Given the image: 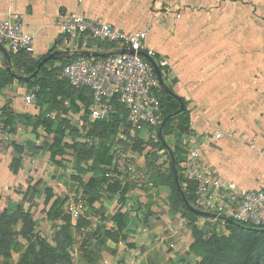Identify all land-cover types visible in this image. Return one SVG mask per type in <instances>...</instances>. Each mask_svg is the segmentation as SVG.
<instances>
[{
  "label": "crops",
  "instance_id": "obj_1",
  "mask_svg": "<svg viewBox=\"0 0 264 264\" xmlns=\"http://www.w3.org/2000/svg\"><path fill=\"white\" fill-rule=\"evenodd\" d=\"M69 12L102 18L126 32L148 29L145 49L156 60L169 62L176 79L172 88L188 103L192 133L204 140L203 164L239 188L264 186V0H0V20L21 18L25 30L35 36V51L29 55L36 59L52 50L61 57L55 60L74 59L64 55L78 50L76 42H70L57 26L59 16ZM111 50L120 49L100 51ZM23 89L15 81L0 90V122L13 117L10 127L0 129V213L8 212L11 203L20 202L29 186L36 185L43 163H50L52 173L45 185L52 197L46 203L45 189V205L51 202L53 207L58 200L68 206L74 200L65 192L67 183L53 176L55 169L65 175V155L71 149L65 148V154L56 159L59 163L54 162L51 136L42 125L37 126L41 107L26 104ZM216 130L224 136L214 138ZM15 144L23 147L17 173L12 169L18 156ZM131 193L130 188L128 203L117 209L119 201L114 198L119 194H109L105 188L93 203L95 219L100 215L102 221L114 222L116 214L124 215L126 238L106 240L105 258L112 264H146L154 250L169 254L162 248L163 239H175L170 242L175 248L172 252H177L178 225L164 226L163 231L156 215L142 220L139 211L129 208ZM83 218L82 232L92 216ZM115 224L117 228H111L119 230ZM167 230V236L163 235Z\"/></svg>",
  "mask_w": 264,
  "mask_h": 264
},
{
  "label": "rangeland",
  "instance_id": "obj_2",
  "mask_svg": "<svg viewBox=\"0 0 264 264\" xmlns=\"http://www.w3.org/2000/svg\"><path fill=\"white\" fill-rule=\"evenodd\" d=\"M107 46V43L89 40V48L91 50L100 51ZM173 77L174 75L170 72L168 78L172 80ZM19 84L24 88L21 91V96L37 88L20 82ZM19 88V85L13 88L16 94ZM80 106L82 108L81 111H76L73 108L67 113H63L65 111L62 110L61 106L47 107L44 111L47 116L49 114V116L55 117L54 121L68 119L70 128L77 130V132L75 131L77 140L84 141L90 145L95 144L102 150V153L112 156L114 167L118 165L119 161L123 163L122 168L118 170V174L122 177L121 181L129 184L132 191L131 196L133 198H130L132 205H129V208L139 211L142 220L151 215H156L155 218L157 221L159 220L163 231L164 226L178 225V248H176L178 253L172 252L175 248L172 247L171 243L175 242V239H163L164 245L162 248L169 254L163 256V251L160 249L154 250L152 252L154 255L147 257L146 264H212L210 261L204 260V254L192 250V245L197 243L199 238L208 239L215 237L223 242L235 243L237 246L241 244L239 243V234L227 228L222 220L194 216L178 203L170 169L171 157L168 151L161 147L158 140L151 137L150 141L138 146L137 140L140 138L138 133L133 134L125 127L126 121H123L117 128L113 125L109 126L108 130L103 132L104 134L97 132L98 135H94L93 142L89 143L88 137L90 138V136L87 134L95 129L97 125L89 123L91 125L89 127L85 117L84 104H80ZM81 128H85L84 131ZM68 132L70 135L64 138V142L71 145L74 141V136L70 131ZM44 139L51 140L49 137H43ZM43 140L41 141L43 142ZM167 140L175 150L173 138L169 137ZM66 149L70 150L69 148ZM65 158L66 167L63 170L65 175L57 174L55 169L53 176L55 179L61 178L67 183L65 192L69 195L68 198L74 199L72 200L73 206L62 205L58 200L55 201V206L53 207L50 206L51 202L49 205H45L46 179L49 180L52 173L50 171V163H43L36 179V185L31 184L29 186L28 191L24 193L20 202L11 203L12 206H10L8 212L18 216L15 217L17 222H14V217H10L9 219L14 221L0 224V231L4 228L12 238L11 242L2 243V246H0V264H20L22 260L28 258L30 253L29 239L23 233L27 232L29 235L31 231L36 235L45 237L53 246L63 251L65 249L67 258L61 260L59 264H100V261L101 264H112V261L104 256V243L106 240L108 242L117 241L122 235L126 238L124 234L125 228L120 230L112 229L111 227L113 226L117 228L115 223L118 222L116 220L113 222L104 218L103 222L100 215H97L96 219L94 218V202H89L90 193L87 189V183L91 176V173L87 171L90 167L86 163L78 164L71 150L65 155ZM92 161L90 160L89 163L91 164ZM97 195L99 198V193ZM114 199L119 201L114 209L120 208L129 201L127 200V203H123L120 195ZM97 204L99 205V203ZM1 209L2 207H0ZM76 210L79 211V214L75 213ZM83 215H91L92 218L89 220L90 222H87L86 230L82 232L79 228H82L85 224ZM99 220L102 222L101 226ZM175 220L178 221L175 223ZM65 225H69L70 232H72L71 226L73 227L74 235L71 233L73 236L71 243L65 240V236L61 237L60 234L57 236V233ZM168 231H165L166 234L163 232V235L167 236ZM61 245L64 249L60 247Z\"/></svg>",
  "mask_w": 264,
  "mask_h": 264
},
{
  "label": "built area",
  "instance_id": "obj_3",
  "mask_svg": "<svg viewBox=\"0 0 264 264\" xmlns=\"http://www.w3.org/2000/svg\"><path fill=\"white\" fill-rule=\"evenodd\" d=\"M57 26L70 42H76L78 50H91L89 40H96L111 44L120 50L147 51L145 42L148 29L126 32L102 18H93L77 12L61 14ZM34 41L35 36L25 30L21 18L0 20V44L11 54H18L20 51L33 53ZM157 62L164 75L171 72L166 59H159ZM60 78L75 88H88L91 91L92 102L86 116L88 125L108 121L117 112L116 103H120L127 110L125 127L128 130L133 134L147 130L153 139L160 140L158 129L164 120L162 85L154 67L145 57L138 53H123L110 57H77L64 65ZM38 90L39 87L26 92V104H36ZM4 127L5 124L0 122V129ZM84 129L81 128L82 131ZM223 136L221 130H216L213 134L216 139ZM170 137L173 138V135ZM2 138L0 134V140ZM88 142L92 143L93 138L88 137ZM181 145L185 149V157L181 163L187 180L185 187L187 188L189 183L195 185V208L238 223L264 226V186L259 190L242 189L208 170L202 162L204 140L192 132L181 137ZM122 164L119 161L116 168L120 170ZM106 177L113 182L115 178H119V174L108 172ZM75 213L79 214V211L76 210Z\"/></svg>",
  "mask_w": 264,
  "mask_h": 264
},
{
  "label": "trees",
  "instance_id": "obj_4",
  "mask_svg": "<svg viewBox=\"0 0 264 264\" xmlns=\"http://www.w3.org/2000/svg\"><path fill=\"white\" fill-rule=\"evenodd\" d=\"M107 45L108 46L105 47V49L114 47L111 44ZM52 53L53 50L47 55ZM45 56L36 59L25 51H20L18 54H12V61L20 74L29 76L37 70L39 63ZM155 58L157 59V57ZM74 59H50L42 65L38 74L30 80L17 79L6 69H3V71L0 70V90L4 87L12 85L15 81L32 87H39L36 94V104L41 107V111L38 116L37 126L42 125L51 136L52 142L49 144V150L54 162L56 164L59 163L56 159L58 156L65 154V148L71 149L75 153L78 164L86 163V165H89L90 167L87 171L92 173L87 183V189L90 193V203H93L96 199H98L97 194L104 188L109 194H119L121 201L126 203L128 200L127 194L130 190L129 184L123 183L118 177L115 178L113 182L110 181V178L106 177V173L108 172L119 173L116 166H113L112 156L107 155V153H102V150H100V148L95 144L90 145L84 141L77 140V137L75 136V131L77 132V130L75 128H70V122L68 119L62 118L63 120L59 121L58 119L57 121H54L52 118L48 117L44 111L47 106H61V108H63L62 110L65 111L63 113H67L73 108L76 111H81L82 108L80 104H84V110L86 113L85 117L89 113L88 108L92 102L91 91L88 88H75L71 86L68 81L60 78V73L64 65ZM164 76L168 84L173 87L176 79L174 78L170 80L167 74ZM161 100L164 118L180 108V102L176 98L167 95L163 88L161 92ZM182 100L186 106L185 111L169 120L164 127L163 133L166 139H169V137L173 135V140L175 142L174 151L178 163L180 182L186 198L192 205H194L195 196L193 191L195 189V185L194 183H189L188 187H185L187 180L184 177L181 164L185 157V149L181 145V137L184 134L192 132L188 103L184 97H182ZM116 111L117 112L109 118V120L111 119L110 121H100L93 124L97 125L96 128L91 130V132L87 135L93 138L95 137L94 135H98L97 132L103 133L104 131H107L111 125L117 128L121 122H125L127 119V110L125 107L120 103H116ZM112 118L116 120L114 121ZM3 121L5 122V128L10 127L13 122V117L9 116L7 118H3ZM68 131H70L74 136V141L71 145L64 142V138L70 135ZM138 135L140 137L137 140L138 146H142L151 139V134L147 130L138 132ZM159 142L161 147L164 148L162 142L160 140ZM14 149L18 156L14 158L12 162V169L14 173H17L21 162V157H19V155L23 152V147L15 144ZM90 160H93L91 164L89 163ZM170 169L175 191L178 197V203L190 214L199 216L198 214L192 212L184 201L174 177L172 163ZM46 191L47 203L52 197V190L46 189ZM10 217L15 218L18 216H14L9 212L0 213V224L14 221L13 219H9ZM114 219L118 222L119 230L123 229L125 226V223L123 224L124 215L122 213H118L114 216ZM14 222H17L16 218ZM223 222L227 228L239 234V243H241L239 246L235 243L223 242L215 237L208 239L199 238L197 243L192 245V250H196L198 253L204 254V260L210 261L212 264H264V226H254L252 224L238 223L236 221ZM2 229L3 230L0 231V246H2V243L5 244L7 242H11L12 240L9 233L7 234L6 230H4V228ZM23 234H26V237L29 239L30 253L28 258L22 260L20 264H59L61 260L67 258L66 251L62 245L60 247H63L64 251L53 246L45 237L38 234L36 235L32 231L29 235L27 232H24ZM59 234L61 237L65 236V240H67L68 243L72 242L73 236L69 230V225L63 226L60 229V232L57 233V236ZM122 237L124 236L122 235Z\"/></svg>",
  "mask_w": 264,
  "mask_h": 264
},
{
  "label": "water",
  "instance_id": "obj_5",
  "mask_svg": "<svg viewBox=\"0 0 264 264\" xmlns=\"http://www.w3.org/2000/svg\"><path fill=\"white\" fill-rule=\"evenodd\" d=\"M123 53H131V54L138 53L141 56L145 57L154 67L155 72L157 74V77H158L165 93L169 96L176 98L180 102V108L177 111H175L174 113H171L164 118L162 124L160 125V127L158 129V136L160 138V141L162 142V145L168 151V153L171 157V163L173 166L174 177H175L177 185L181 191V194H182L183 199L186 202L187 206L189 207V209L192 212H194L195 214H198L199 216L207 217V218H218L222 221L234 222L232 219L217 216L216 214H212V213L205 212V211H202V210L195 208L188 201V199L186 198V196L184 194V190H183L181 182H180V176H179L176 154H175L173 147L168 143L167 139L165 138L163 131H164V127H165L166 123L169 120H171L172 118H174L175 116H178L179 114L183 113L185 111L186 106L182 100V97L180 95H178V93L166 81V78L162 72L161 67L159 66L156 58L151 53L144 51V50L136 52L133 49H130V50L129 49H121V50H114V51H112V50L111 51H97V50L82 49V50H75L72 52H65L64 57H66V58H77V57H84V56L110 57V56H115V55L123 54ZM57 58H61V57L57 56L55 53H52V54L45 56L41 60V62L39 63L37 70L32 75L24 76V75L20 74L18 72L17 68L14 66L10 51L4 45L0 44V63L11 75H13L17 79L30 80V79L34 78L38 74L42 65H44L50 59H57Z\"/></svg>",
  "mask_w": 264,
  "mask_h": 264
},
{
  "label": "bare ground",
  "instance_id": "obj_6",
  "mask_svg": "<svg viewBox=\"0 0 264 264\" xmlns=\"http://www.w3.org/2000/svg\"><path fill=\"white\" fill-rule=\"evenodd\" d=\"M220 220V219H219Z\"/></svg>",
  "mask_w": 264,
  "mask_h": 264
}]
</instances>
